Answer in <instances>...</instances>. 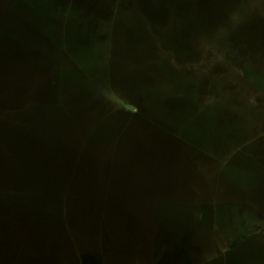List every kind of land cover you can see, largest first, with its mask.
I'll use <instances>...</instances> for the list:
<instances>
[{"label":"rangeland","instance_id":"1","mask_svg":"<svg viewBox=\"0 0 264 264\" xmlns=\"http://www.w3.org/2000/svg\"><path fill=\"white\" fill-rule=\"evenodd\" d=\"M241 9L247 10V3H242L230 15L228 23L226 21L220 25L215 35L193 32L184 45L181 36H176L183 24L177 16L173 18L172 15V20L159 26L158 32L154 31L155 26L151 25L153 23L149 17L137 9L118 7L112 19L107 17L103 20L99 14L98 19L94 20H99V26L102 24L112 32L123 25L145 26L151 36L149 40L152 42V38L155 44L153 57L166 72L173 73L176 70L182 77L195 78L218 75L236 83L241 82L231 90L238 99L245 82L244 79L240 81V68L215 70L214 67L229 57L247 64L253 61L247 72L264 88L261 52L256 53L257 58L253 54V58L247 59L249 52H246V48L242 51L244 44L233 45L230 39L238 27V20L247 13ZM251 9L259 14L262 12L264 16V0H253ZM70 13L65 11L66 19ZM71 14L75 18H82V13ZM25 20L20 15L11 16L6 22L0 23V29L6 25L15 28L20 24L27 32L26 28H32L33 24L30 26ZM169 43L174 45V50L169 47ZM14 44L11 40H0V59L1 56L7 58L12 54ZM47 44L45 40V53L42 56L30 57L33 63L44 66L42 70L27 71L23 58H20V69L18 65L13 71L9 69L7 72L11 81L19 80L28 84L30 89L21 93L17 107H7L4 96L3 103H0V119L13 110L10 117L16 120L18 126L30 119L32 111L26 112L30 96L42 79L51 78L52 53L57 54L58 47L50 48ZM146 46L149 47V44L146 43ZM146 56L148 54L145 53L134 55L136 58ZM70 58L73 60L75 57L72 54L68 56L65 64ZM158 77L164 76L161 74ZM159 83L164 88L168 79L165 77ZM205 84L208 85V82ZM211 84L207 86V93L221 88L218 81H212ZM164 89V95L176 92L174 89ZM250 89L254 93L250 91L248 95L241 96L256 103L258 99L264 102L256 88ZM6 93L9 95L11 89L6 90ZM123 93V89L117 90V94ZM133 93L132 100L138 102L140 99L143 108H150L145 87ZM106 101L104 97L100 98L94 119L87 122V126L119 108L117 103ZM252 107L244 110L247 117L255 116L251 121L232 122V108L223 120L207 124L202 121L194 124L181 122L177 140L182 145V153L177 160L174 158L151 169H139L133 166L138 161L137 156L131 153L118 154L117 162L122 161L125 166L124 169L117 167L115 176L132 175L131 180H122L120 193L130 192L132 198L128 202H103L105 209H98L89 218L93 222L91 227L83 226L75 217L67 218V221L64 202H0V223L7 227L6 231L0 230L3 262L9 264L11 254L15 253L18 264H81V254L97 253L103 257L104 264H264V103L261 108ZM166 126L171 133L177 134L174 125ZM142 171L151 172L152 175L146 177L148 179L139 177ZM26 208L31 212L29 220L21 218ZM12 220L19 226L14 236L9 227ZM22 223H27L31 228L42 224L51 232L58 233L56 236L59 240L40 235L39 232H23L20 229ZM22 257L26 258V262L21 261Z\"/></svg>","mask_w":264,"mask_h":264},{"label":"water","instance_id":"2","mask_svg":"<svg viewBox=\"0 0 264 264\" xmlns=\"http://www.w3.org/2000/svg\"><path fill=\"white\" fill-rule=\"evenodd\" d=\"M63 1L0 0V23L6 22L11 16L17 17V15H20L26 19V24L30 26L33 24L32 28L29 26L26 28L27 32L20 24L15 28H9L6 25V27L0 29V40L15 42L12 54L7 58L1 56L0 59V71L2 72L0 75V103H3L2 99L5 96L7 107H17L20 104L21 93L30 89L28 84L19 80L11 81L10 75H7L9 69L13 71L15 66L19 65L17 68L20 69L22 65L19 61L20 58H23L27 71L38 68V70H42L44 66L40 63H33L30 57L32 58V55L42 56L45 53L43 52L44 41L46 40L49 44L47 46H50V48L65 45L70 48L72 54L74 53L76 59L73 58L72 60L70 58L68 64L63 65L61 56L52 53L51 78L42 79L37 89L30 96L26 112L32 111L33 114L29 115L30 119L28 118L25 123H34L35 121L40 126L48 117L49 111L52 110L51 106H54L53 110L57 112L60 106L67 105L70 120L72 117V120L81 123L80 128L81 125L83 128L87 126L88 119L94 118L95 110L99 108V101L102 97L101 83L110 82L113 87H118L120 86L118 79L120 77L125 78L124 74L126 73H130L131 83L133 82V84L143 83L145 79L150 83H154L157 81L155 71H161L156 70L160 63L153 57L155 44H153L152 38V42L149 40L151 36L145 26H141V24L138 27H133L132 24L123 25L112 32L102 24L99 26L97 23L99 20L86 16L83 17L84 19H79L71 14L73 12L84 13L85 10L87 14L95 13L97 2H94V4L88 3L86 7H82L83 11H81L69 7L68 3ZM130 1L133 0H120L118 7L127 9L126 5ZM138 4V9L149 17L147 18L153 23L151 25L155 26L154 31L156 32L160 29L159 26H163L172 20L173 14L163 8H156L152 0H138ZM65 11L69 13L71 11L67 19L65 18ZM98 12L102 14L104 8L98 10ZM110 13L113 15L114 12ZM176 36L178 37V31ZM48 37L49 39H47ZM174 38L176 39L175 35ZM146 43L149 44V47L146 46ZM171 43L173 42L171 41ZM171 43H169V47H173ZM138 53H145L148 56L134 57ZM125 60L136 61L139 67L136 69L131 67L129 71L125 72L122 65ZM163 72L164 69L162 68ZM163 79L164 77L160 81ZM147 81L144 82L145 85ZM9 88L11 93L8 95L6 90H9ZM165 104L168 107L171 105L168 101ZM139 108L144 112L139 123L127 130H124L123 125L119 126L117 131L120 135L115 136L113 141L120 138V142L117 149L115 146L112 152H108L106 156L108 159L103 158L99 154L101 152H94L101 143L100 135L92 137L89 149H84L81 153L84 156L81 172H72L73 163L69 159L81 152L77 147L79 139L76 137L79 135L72 134L69 140L63 142V145L56 144L57 142L54 141L52 148L43 151L41 158H33L31 154L37 150L35 149L36 145L38 147V143L43 141L41 133L34 138L35 141L29 139L28 134L22 132L17 123L15 124L16 120L10 117L14 110L6 113L8 115L4 114V118L0 119V189L12 186L17 189L18 187H27L29 182L27 177L31 173L36 175L42 173L45 176V178H42L45 179L42 182L43 186L64 187L66 183L67 187L72 188L73 193L76 195L71 204L67 203V218L75 217L83 226L91 227L93 222L89 218L98 209L102 207L105 209L106 205L103 202H128V199L132 198L130 192L120 193L123 186L122 180L124 178H130L131 180L132 175L115 176L116 168L121 167L124 169L125 166L124 163H121L122 161L117 162L118 154L131 153L132 156H137L139 162L137 161L133 166L139 169H147L146 167L151 169V167H156L157 164L172 161L174 158L177 160L181 156L182 145L177 140V135L171 133L170 128L166 126L168 124L158 123V126L150 124V111L143 108V106ZM69 123L68 119L67 124L69 125ZM57 124L60 123L53 124L55 134L67 135L68 128H65L64 124H60L62 126L60 129ZM108 138H105V140H108ZM107 143H111V141H107ZM7 147V151L12 153V156H8L6 153ZM100 157L103 160L99 163L98 168L96 162ZM48 161H53V164L48 163ZM151 175V172L142 171L139 177L148 179ZM166 177L167 179L170 178V176ZM95 194L103 197L93 198ZM104 196H106V200ZM0 202H26V199L0 194ZM30 214L31 212L26 208L24 214L20 216L29 220ZM14 220L9 226L12 236L19 227H17V222ZM44 227L41 224L31 228L27 223H22L20 229L26 233L39 232L40 235L52 236L59 240L56 236L58 233L51 232V230ZM1 229L6 231V225L0 223ZM1 246H3L2 243L0 244V264H5ZM17 257L15 253L11 254L9 264H18ZM20 259L26 262L25 257ZM27 259H30V257ZM79 260L81 264H104L103 257L97 253L81 254ZM213 262H216V260Z\"/></svg>","mask_w":264,"mask_h":264},{"label":"trees","instance_id":"3","mask_svg":"<svg viewBox=\"0 0 264 264\" xmlns=\"http://www.w3.org/2000/svg\"><path fill=\"white\" fill-rule=\"evenodd\" d=\"M64 1L68 3L67 5L69 7L77 10L80 9L81 11H83L82 7H86L88 3L94 4V2H97L98 5L96 7L95 13L87 14L85 10L84 13L80 15L82 18L86 16L88 18L95 17L91 19H96L100 14L98 10H102V8H104V12L100 15L103 20L107 19V17H110L112 19L113 15L110 12H114V10L116 11L120 3V0H88L89 2L87 0L83 2L82 0ZM152 1L156 8H163L167 10V12L172 13L173 18L177 16V18L182 19L183 24L180 30V36L183 45L186 44L187 39L192 36L191 34L193 32L198 34L211 33V36L215 35L219 31L220 25L226 21L228 23L230 15H232L235 10H238L242 3H247V10L241 9V11H245L247 13L238 20V27H236V31L233 33V35H231L230 39L234 42L233 45H236V43H239L240 45L244 44V46L242 45V51L246 48V52H249L247 59H250L251 57L253 58V54L255 55V58H257L256 53L259 51L262 54V61H264V16H262V12L259 14L252 11L251 4L253 0ZM138 5V0H133L130 1L126 6L128 10L136 11V9L139 10ZM248 6H250L249 9ZM261 11H263V8ZM170 48H173V50L175 49V47L172 46ZM233 49H235V47ZM57 54L61 56L63 65H67L65 64V62H67V57L71 56L72 51L70 50V48L62 45L61 47L58 46ZM72 55H74V53ZM247 59H245L244 61H246ZM262 63L264 64V62ZM250 64H253V61L252 63L249 62L247 64L246 62L229 57L228 59H225V61L220 65L214 66L215 70L240 68V74L243 77H240V81H243L242 79H244L245 82L244 84H242L243 86L241 88V92L239 93L240 97H238V99L237 95H233L231 93V90L235 89L236 86H238V84H240L241 82L236 83L234 80L227 79V77H225L226 79L221 78L218 75H202L197 78L184 76L182 77L181 75L177 74L176 70H173V73L166 72V70H164V72L162 73L163 65L158 64L159 66L156 70L161 71H155L157 81L154 83H150L147 81V79H145L147 81L146 85L144 83L146 82L145 80L143 81V83H140L138 85L133 84V82L131 83L130 73L124 74L125 78L120 77L118 79V82L120 84V86L118 87H113L110 82L101 83V92L104 100H107L106 102L110 104L117 103L119 108L117 110H114L111 115H106V117L100 118L93 125L83 128L81 125V129V123L73 121L72 117L70 120L67 105H62L59 107V109H57V112L53 110L54 106H51L52 110L49 111L48 117L42 124H40V126L34 121V123L22 122L19 127L20 130L28 134V138L31 140L33 139V141H35L34 138L39 133H41L43 141L42 143H38V147L36 145L35 149L37 150H35L31 154V157L33 158H38L41 156V154L44 153L43 151L51 149L54 141L57 142L56 144L59 143L63 145V142H65V140H69L72 134L79 135L76 137L79 139L77 147H79V150L81 152L79 153V155L77 154L75 156H71L69 159H71L70 162L73 163V166L71 167L72 172H81L83 169L82 162L84 160V156L81 155V153L84 151V149H89V145L91 144V140L93 139L92 137L94 135H100L101 137V143L99 144L98 148L94 150V152H101L99 154H101L103 158L108 159V157H106L108 152H112L115 146L116 149L118 148L117 146L120 142V138H117L114 141L113 139L115 138V136L120 135L119 131H117L119 130V126L123 125L122 127L124 128V130H127L139 123L144 112L139 108L140 106H142V104L140 103V99L138 100V102L132 100V97L135 95V93H137H133L134 91H136V89L145 87L148 91L147 103L150 108L146 109L150 111V124L154 126H158V123L171 124L174 125V128L176 127L175 132L178 131V126L183 121H187L189 122V124H194V122L202 121L203 124H207L209 122H213L214 120H223L226 116H228L226 115L228 110L232 108L234 115H230L228 113L230 115V118L232 119V122H241L242 120L251 121L252 119L254 120L255 116L253 115H249L250 118L249 116L247 117L244 112L245 108H250L252 106V108H261L264 102L258 99V103H256V101H253L248 97L244 98L243 95L241 96V94L248 95L250 91L254 93V90L250 89L251 87H254L257 91H259L257 93L264 98V96L262 95L264 94V88H261V82L257 81L256 78H252V76L248 74L247 71L251 66ZM122 65L125 68V72L129 71L131 67L134 69L139 67L137 62L132 60H125L124 64ZM191 65L195 66V64ZM161 74H163L164 79L165 77L166 79H168V84L164 88H169L170 90L168 91L174 89L176 91L175 93L164 95L165 89L160 86L161 84L159 82L161 77H158L161 76ZM212 81H218L221 85V88L219 90H217V88L216 92L207 93V86L212 85ZM206 82H208V85L205 84ZM118 89H123L124 93L122 95L117 94ZM167 101L171 103L169 107L165 104ZM214 109H219L220 111ZM257 110L258 109H255V111ZM213 111H216V113H214ZM245 117L246 119H244ZM68 119L70 122L69 125L67 124ZM93 119L94 118L88 119L87 122ZM56 123L64 124V127L68 128L69 130L68 134H55V128L53 124ZM60 124L57 125L61 129L62 126ZM107 137H109L108 140H105V138ZM107 141H111V143H107ZM8 147L6 148V153L8 154V156H12L13 154L7 151ZM103 158L100 157L96 162L98 168L99 163L102 162ZM16 163L18 165L17 161ZM48 163L53 164V161H48ZM50 168L53 169L51 166ZM27 178L29 180L27 187H18V189L14 186L10 188L4 187L0 189V194L8 197H24L26 199V202H64V210L66 207L65 218H67V203L72 202L76 197V195L72 191V188L67 187L66 183L64 184V187L56 186L55 188H52L49 185L43 186L42 182L45 179L42 178H45V176L42 173H40L39 175L31 173ZM98 197L102 198L103 196L98 194L93 195V198ZM104 197L106 200V196Z\"/></svg>","mask_w":264,"mask_h":264}]
</instances>
